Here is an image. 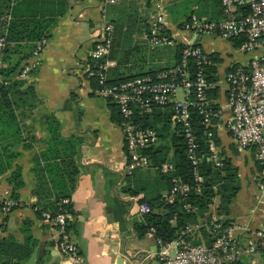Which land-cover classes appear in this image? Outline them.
I'll use <instances>...</instances> for the list:
<instances>
[{"label":"crops","instance_id":"0c3cea01","mask_svg":"<svg viewBox=\"0 0 264 264\" xmlns=\"http://www.w3.org/2000/svg\"><path fill=\"white\" fill-rule=\"evenodd\" d=\"M163 2L168 32L177 42H187L185 37L208 52H215L219 58L217 77L231 64L245 60V55L227 38L179 29L181 21L191 13L221 18L220 0ZM155 4L156 0H121L113 4L104 0H0V20L6 23L12 17L55 19L50 36L42 37L46 42L39 53L34 57L33 51L42 38L36 41L30 56L21 62L22 65L34 58L39 60L24 79L32 87L33 95L15 113L22 132V139L16 145L21 156L15 163L22 168L24 184L19 189L20 206L8 215L0 213V239L12 236L22 243V229L30 228L37 240L31 257L42 260L41 264H70L64 262L56 250V229L44 223L31 206L40 180L46 178L39 154L47 146L46 121L50 115L58 120L63 138L75 137L80 141L75 156L79 174L72 193L73 213L67 232L84 263L157 264L153 261L154 252L158 250L154 234L147 232L139 237L133 228V223L141 219L137 205L142 203L139 199L143 194L132 192V188L142 185L163 193L167 186L152 168L131 174L124 171L126 155L121 127L110 120L108 101L95 93L85 74V63L103 18L113 22L119 32V37L111 44L113 57H108L112 61L109 75H142L174 64L178 59L175 45L151 46L146 39ZM213 102L221 110L215 133L217 149L237 168L240 188L229 205L227 216L218 214L214 199L199 221L217 215L222 221L228 220L227 227L233 236L246 239L251 231L264 226V196H260L257 182L259 166L251 151L240 150L225 128L229 107L224 90L216 91ZM6 176L0 175V199L10 196ZM116 188L125 196L120 206L109 199ZM202 232L194 238L206 243ZM256 262L262 264L258 258Z\"/></svg>","mask_w":264,"mask_h":264},{"label":"built area","instance_id":"2783aa9c","mask_svg":"<svg viewBox=\"0 0 264 264\" xmlns=\"http://www.w3.org/2000/svg\"><path fill=\"white\" fill-rule=\"evenodd\" d=\"M118 3L121 0H104ZM222 17L207 18L195 13L189 14L180 23V30L194 34L215 33L233 41L235 48L245 55L243 62L231 64L221 77L212 72L209 77L207 66L211 62V52L189 41L183 43L178 60L155 72L133 76L128 79L110 82L109 60L114 24L104 19L98 27L93 46L85 63V74L96 80L95 93L114 103L121 117L119 126L123 134L126 161L124 171L131 174L139 169L152 168V160L145 152L159 143V137L152 128H145L136 121L138 116L149 113L156 107H168L171 121L177 125L184 139L187 159L193 169L195 186L180 177H174L169 189L162 193L166 203H174L178 197L186 198L191 189L200 191L203 177L199 165L204 155L198 154V137L194 131L192 109L195 110L204 128L203 135L209 151L208 160L214 166H221L214 128L217 127L221 110L209 108L213 98L212 90H224L229 115L224 122L225 128L240 150H249L259 166L257 182L260 196H264V0H221ZM166 9L163 0H156L155 12L149 21L146 39L151 46L175 45L177 40L168 32L165 20ZM104 17V9L102 10ZM46 38L37 42L34 57L45 44ZM6 44L4 35H0V53ZM38 58L24 62L15 78H26L29 71L37 66ZM1 80V79H0ZM6 84V81H4ZM178 90L182 98H178ZM160 173L174 171L173 163L165 161L158 167ZM67 202V200H63ZM20 206L18 200L10 196L0 199V213L7 215ZM186 211L196 208L185 202ZM147 203L137 205L140 217L150 213ZM72 215L66 211L51 215L42 213V221L56 229L58 237L56 250L64 262L82 264L75 242L70 239L66 225ZM217 215L187 225L180 235L169 243L155 239L160 264H225L243 256H253L264 251V226L251 231L246 239L231 234V229L224 226ZM210 236L209 243L201 241L194 244L191 239L202 231ZM154 234L155 229L151 228ZM190 237V240L186 238ZM151 254H148L150 257Z\"/></svg>","mask_w":264,"mask_h":264},{"label":"trees","instance_id":"16d2710c","mask_svg":"<svg viewBox=\"0 0 264 264\" xmlns=\"http://www.w3.org/2000/svg\"><path fill=\"white\" fill-rule=\"evenodd\" d=\"M54 21L55 19L52 17H12L7 23L5 20H0V35H4L6 39V44L0 53V79H2L0 81V175L7 174L6 181L10 186V197L14 200L19 199V189L24 184L22 168L18 163H15L21 156L16 145L22 139L21 128L15 113L18 108L29 102V97L33 95V89L27 85L24 79L13 77L20 69L21 62L30 56L36 41L42 37L50 36ZM118 33V27L115 26L112 42L119 37ZM184 46L185 44L180 42L175 44L178 58ZM110 50L112 52V49ZM210 55L211 62L207 66L209 77L212 76V72H216V62L219 61L215 52H211ZM108 57L113 56L109 53ZM133 76L115 77L110 74L109 81H120ZM4 80H7L6 84L3 83ZM90 81L93 90H95L96 80L90 78ZM215 97L216 90H212L209 98L214 99ZM109 106L111 120L120 124L121 117L115 104L109 102ZM209 108L216 111L218 104L211 101ZM192 118L194 131L198 137V154L204 155L199 165L200 174L203 177L200 191L196 192L193 188L186 198L178 197L174 203L169 204L163 200L159 189L149 190L142 185L132 188V192L143 194L139 202L147 203L151 208L150 213L144 214L140 220L133 223L134 231L139 237L154 228L155 239L160 238L163 243L173 241L187 225L196 224L200 218L205 216L216 196H218V214L223 216L229 214V205L240 188L237 168L229 158L224 156L223 152L219 153L221 166L216 167L208 160L209 151L203 135L204 128L194 109H192ZM136 121L145 128L154 129L159 137L158 145L145 152L152 160V169L159 179L164 181L167 189L170 188L174 177H180L195 186L193 169L187 159L180 128L177 125L172 129L170 127V108L155 107L151 112L138 116ZM59 127L58 120L50 115L46 121L49 136L47 146L39 154V158L43 161L41 170L44 171L46 178L40 180V186L35 192V201L31 205L40 219H42L43 212H49L51 215L60 211L69 212L71 215L73 213L71 198L79 174L75 156L80 141L75 137L63 138L60 135ZM214 132L216 133V128H214ZM215 141H217L216 137ZM165 161L173 163V172L160 173L158 167ZM65 199L67 202H63ZM185 202L191 203L196 210L186 211L183 208ZM222 223L227 226L228 220H224ZM68 225L69 222L66 225V231L69 228ZM29 229H22L24 234L22 243L17 242L12 236L0 239V264H22L31 257L37 246V240ZM202 234L203 237H206V243H209L210 236L206 231H203ZM186 239L190 240V237ZM191 242L197 244L201 241L192 238ZM262 254L264 251H261ZM248 257L243 256L225 264H250ZM41 263L42 260H38L36 264ZM82 264H85L84 261Z\"/></svg>","mask_w":264,"mask_h":264},{"label":"rangeland","instance_id":"374dc122","mask_svg":"<svg viewBox=\"0 0 264 264\" xmlns=\"http://www.w3.org/2000/svg\"><path fill=\"white\" fill-rule=\"evenodd\" d=\"M220 1H221V0H220ZM20 79H25V78H20ZM0 81H2V79H1ZM4 81H5V80H4ZM3 83H4V82H3ZM6 83H7V80H6ZM177 94H178V98L181 99V98H182V92H181L180 90H178ZM107 101H108V108H109V111H110V114H111V108H110V106H109V102H110V101H109V100H107ZM110 103H112V102H110ZM110 120H111V118H110ZM111 121H112V120H111ZM112 122H113V121H112ZM114 123H115V122H114ZM170 127H171V128L174 127L173 123L170 125ZM138 184H141V183H138ZM138 186H140V185H138ZM124 197H125V196H124V192H123L120 188H116L114 191L111 192V197H110L109 199H110L112 202H114V204H116L117 206H120V205H123L120 201H121V199H123ZM215 202L218 204V196H216V198H215ZM124 208H125V206H124ZM7 215H8V214H7ZM55 244H56V242H55ZM153 256H154V258H155V259H153L154 263L160 264L159 258H158V256H156V253H154ZM257 258H258V260H259V259L262 260V264H264V254L261 255V252L256 253V254L253 255L251 258H248L250 264H258V263L256 262ZM36 261H37L36 257H35V256H32V257H30L29 259H27L26 261H24L22 264H36Z\"/></svg>","mask_w":264,"mask_h":264}]
</instances>
